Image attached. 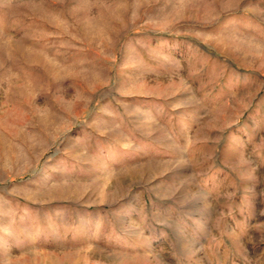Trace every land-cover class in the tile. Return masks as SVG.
I'll list each match as a JSON object with an SVG mask.
<instances>
[{
	"label": "rangeland",
	"instance_id": "obj_1",
	"mask_svg": "<svg viewBox=\"0 0 264 264\" xmlns=\"http://www.w3.org/2000/svg\"><path fill=\"white\" fill-rule=\"evenodd\" d=\"M0 264H264V0H0Z\"/></svg>",
	"mask_w": 264,
	"mask_h": 264
}]
</instances>
